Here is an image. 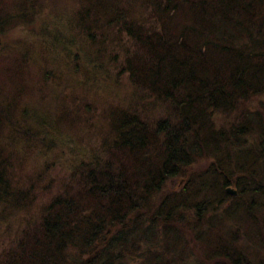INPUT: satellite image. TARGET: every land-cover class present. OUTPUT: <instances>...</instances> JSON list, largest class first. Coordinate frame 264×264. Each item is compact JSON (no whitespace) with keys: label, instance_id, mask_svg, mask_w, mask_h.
<instances>
[{"label":"trees","instance_id":"trees-1","mask_svg":"<svg viewBox=\"0 0 264 264\" xmlns=\"http://www.w3.org/2000/svg\"><path fill=\"white\" fill-rule=\"evenodd\" d=\"M51 1L0 0V264H264V0Z\"/></svg>","mask_w":264,"mask_h":264},{"label":"rangeland","instance_id":"rangeland-1","mask_svg":"<svg viewBox=\"0 0 264 264\" xmlns=\"http://www.w3.org/2000/svg\"><path fill=\"white\" fill-rule=\"evenodd\" d=\"M53 1V0H52ZM51 1V2H52ZM56 1H59V0H56ZM65 1V4H66V6H70V5H72V3L71 2H68L67 0H64ZM36 2V1H35ZM49 3L48 4V8H47V10H46V12H48V11H50V6H53V3ZM37 4H39V2H36ZM45 5H47V4H45ZM46 12H42V16L46 13ZM48 16H43L38 22H37V24L35 25V28L37 29L39 26H41V25H43L44 23H45V20L43 19V18H47ZM57 22H55V23H52V24H47L48 25V28L50 29V30H55V29H57V26H55L54 24H56ZM53 25V26H52ZM55 26V27H54ZM74 27H72V29H74L76 26L75 25H73ZM51 27H53L52 29H51ZM54 30L52 31V34H54L55 32L57 33H59L61 30H59V29H57V30H55V32H54ZM75 31V30H74ZM72 31H70V32H68L67 33V35H66V39H69V35H70V33H71ZM74 34H75V36H76V38L78 39L77 40V42H78V44H77V47L79 46L81 49H82V44H83V42H82V38H80V35H78L77 33H75L74 32ZM0 46H1V41H0ZM75 51H77V49L76 50H74V52ZM46 54L47 53H42L41 54V57L42 58H46V60H48V61H50V62H52V60H51V58L50 57H46ZM118 56L119 57H116V59H115V64H119L120 65V60H121V55L120 54H118ZM69 58V55H67V59ZM67 59H64L66 62H67V66L65 65V66H63L62 67V70H63V73H65V75L66 76H68V75H72L73 77L75 76V74L74 73H72L71 72V70L72 71H75V70H77L76 69V66H78V65H80V64H78L77 65V60H75L76 61V65L74 64V62L75 61H73V60H67ZM71 62L73 63V67L70 65L71 64ZM116 66L115 68L113 67V66H111V65H109V64H106V69L105 70H107V73H106V75H107V78L106 79H108V80H110L111 78H113L114 77V75H116L115 74V72H117L118 70H119V68H120V66ZM61 68V67H60ZM109 68V69H108ZM70 70V71H69ZM98 73V72H97ZM82 77H83V75L82 74H80V75H78V74H76V78H75V80L74 81H72L71 83H70V85H72L73 87H74V89L77 87V82L78 81H81V79H82ZM120 78V77H119ZM123 78V79H122ZM122 78H120L121 80H123V84L124 85H126V78L124 77V76H122ZM68 83V84H69ZM100 85H102V84H99L98 85V87L96 88V90H95V92H94V94H92L91 96H92V98H98V99H103L104 97H106V96H104V91L107 89V86H108V83H105V82H103V85L104 86H100ZM98 90V91H97ZM107 94H108V92H107ZM96 100V99H95ZM261 102H263L264 103V96L262 97V99H261ZM228 190L230 189V188H227ZM227 194H229L228 192H226ZM6 236H8V234H4L3 235V237H2V244L3 245H1L3 248H5V244H6V242H7V240L6 239H4Z\"/></svg>","mask_w":264,"mask_h":264},{"label":"bare ground","instance_id":"bare-ground-1","mask_svg":"<svg viewBox=\"0 0 264 264\" xmlns=\"http://www.w3.org/2000/svg\"><path fill=\"white\" fill-rule=\"evenodd\" d=\"M151 1H152V0H151ZM160 1H161V0H160ZM158 2H159V1H158ZM163 2H164V1H163ZM163 2H162V3H163ZM76 4H77V3H76ZM76 4H75V6H76ZM135 7H136V6H135ZM78 8H79V7H78ZM73 12H74V11H73ZM17 16H18V15H17ZM124 16H125V15H124ZM121 17H122V16H121ZM71 18H72V17H71ZM71 18H70V19H71ZM68 19H69V18H68ZM70 19H69V20H70ZM122 19H123V18H122ZM72 21H73V20H72ZM140 23H141V22H140ZM65 24H66V23H65ZM136 24H137V23H136ZM141 24H142V23H141ZM120 25H121V23H120ZM138 25H139V24H138ZM52 26H53V25H52ZM66 26H68V25H66ZM66 26H65V27H66ZM124 26H126V25H124ZM128 26H129V25H128ZM136 26H137V25H136ZM54 27H55V26H54ZM52 28H53V27H51V29H52ZM130 28H131V27H130ZM141 28H142V27H141ZM48 30H49V28H48ZM53 30H54V29H53ZM53 30H51V33H52ZM55 30H57V29H55ZM55 30H54V32H55ZM66 30H68V28H66ZM44 33H45V32H44ZM51 33H50V34H51ZM63 33H64V32H63ZM65 33L67 34L68 31L65 32ZM65 33H64V34H65ZM50 34H48V32H47V35H50ZM55 34H56V32H55ZM57 34H58V32H57ZM53 35H54V34H53ZM61 35H62V34H61ZM45 36H46V34H45ZM51 36H52V34H51ZM57 36H58V35H57ZM64 36H65V35H64ZM55 37H56V35H55ZM58 37H62V36H58ZM58 37H56L55 39H53V38H54V37H53L52 39H53V40H56V39L58 40V39H59ZM80 38H82V37H80ZM123 38L125 39V37H123ZM124 39H123V40H124ZM40 40H41V39H40ZM59 40H61V39H59ZM59 40H58V41H59ZM62 40H63V39H62ZM62 40H61V41H62ZM77 40H78V39H77ZM61 41H60V43H61ZM53 42H54V41H53ZM56 42H57V41H56ZM57 43H58V42H57ZM42 44H43V43H42ZM50 44H51V42H50ZM50 44H49V45H50ZM116 44H117V43H116ZM49 45H46V46H49ZM61 45H62V44H59V47H61ZM75 45H76V44H75ZM75 45H74V47H75ZM117 45H118V44H117ZM41 46H43V45H41ZM50 46L53 47V44H51ZM57 46H58V44L56 45V47H57ZM63 46H64V45H63ZM65 46H66V45H65ZM44 47H45V46H44ZM44 47H43V48H44ZM54 47H55V46H54ZM54 47H53L52 49H54ZM56 47H55V48H56ZM88 47H89V46H88ZM118 47H119V46H118ZM46 48H47V47H46ZM46 48H45V49H46ZM68 48H69V47H68ZM47 49H48V48H47ZM49 49H51V48H49ZM65 49H66V48H65ZM116 49H117V48H116ZM116 49H115V50H116ZM55 50H56V49H55ZM57 50H58V49H57ZM83 50H84V49H83ZM120 50H122V49H120ZM42 51H43V50H42ZM45 51H46V50H45ZM69 51H70V50H69ZM55 52H56V51H55ZM48 53H49V52H48ZM58 53H59V52H58ZM65 53H66V52H65ZM114 53H115V52H114ZM125 53H126V52H125ZM147 53H148V52H147ZM40 54H42V53L40 52ZM66 54L68 55V53H66ZM71 54H74V52L71 53ZM126 54H128V53H126ZM55 55H58V54H55ZM67 55H66V56H67ZM80 56H81V55H80ZM80 56H79V57H80ZM149 56H151V55H149ZM62 57H63V55H62ZM70 57H71V56H70ZM118 57H119V56H118ZM120 57H121V56H120ZM140 57H141V56H140ZM80 58H81V57H80ZM141 58H142V57H141ZM70 59H74V58H70ZM76 59H77V58H76ZM84 59H85V58H84ZM67 60H68V59H67ZM74 60H75V59H74ZM80 60H81V59H80ZM139 60H140V59H139ZM142 60H143V59H142ZM227 60H228V59H227ZM81 61H82V60H81ZM88 61H89V60H88ZM144 61H145V60H144ZM144 61H143V62H144ZM228 61H229V60H228ZM228 61H227V62H228ZM63 62H64V61H63ZM143 62H142V63H143ZM150 62H152V61H150ZM66 63H67V62H66ZM75 63H76V61H75ZM75 63H74V64H75ZM93 63H95V62H93ZM93 63H92V64H93ZM112 63H114V62H112ZM119 63H120V62H119ZM139 63H140V61H139ZM71 64H73V63H71ZM78 64H80V63H78ZM83 64H84V63H83ZM87 64L89 65L90 63L87 62ZM99 64H101V63H99ZM99 64H98V65H99ZM145 64H146V63H145ZM141 65L143 66V64H141ZM141 65H140V67H141ZM147 65H148V64H147ZM229 65H230V64H229ZM56 66H57V65H56ZM56 66H55V67H56ZM115 66H117V65H115ZM115 66H114V68H115ZM57 67H58V66H57ZM62 67H63V66H62ZM62 67H61V68H62ZM72 67H73V66H72ZM78 67H79V66H78ZM95 67H96V65H95ZM97 67H98V66H97ZM100 67H102V66H100ZM100 67H99V68H100ZM121 67H122V66H121ZM230 67H231V65H230ZM79 68H80V67H79ZM85 68H87V67H85ZM93 68H94V67H93ZM95 69H97V68H95ZM108 69H109V68H108ZM144 69H145V68H144ZM79 70H80V69H79ZM79 70H78V71H79ZM99 70H100V69H99ZM136 70H137V69H136ZM139 70H140V68H139ZM76 71H77V70H76ZM95 71H97V70H95ZM105 71H107V70H105ZM141 71H143V70H141ZM147 71H148V70H147ZM71 72H72V71H71ZM86 72H88V69H86ZM103 72H104V71H103ZM158 72H159V71H158ZM73 73H74V71H73ZM78 73H79V72H78ZM88 73H89V72H88ZM144 73H145V72H144ZM147 73H148V72H147ZM75 74H76V73H75ZM83 74H84V73H83ZM103 74H104V73H103ZM132 74H134V73H132ZM49 75H50V74H49ZM93 76H95V75H93ZM101 76H102V75H101ZM101 76H100V77H101ZM145 76H146V75H145ZM147 76H149V75H147ZM150 76H151V75H150ZM150 76H149V77H150ZM160 76H161V75H160ZM45 77H47V76H45ZM50 78H52V76H51ZM89 78H91V77L89 76ZM103 78H104V77H103ZM128 78H130V77H128ZM135 78H136V77H135ZM47 79H48V77H47ZM55 79H56V78H55ZM55 79H54V80H55ZM99 79H101V78H99ZM52 80H53V79H52ZM129 80H130V79H129ZM145 80H146V79H145ZM145 80H144V81H145ZM130 82H131V81H130ZM133 83L136 84L135 81H134ZM132 85H134V84H132ZM143 85H144V84H143ZM154 85H155V84H154ZM142 87H144V86H142ZM147 87H148V86H147ZM65 89H68V88H65ZM77 89H79V88H77ZM81 89H82V88H81ZM60 91H61V90H60ZM97 91H98V90H97ZM108 91H109V90H108ZM133 91H134V90H133ZM133 91H132V92H133ZM64 92H65V91H64ZM138 93H139V92H138ZM143 93H144V92H143ZM148 93H149V92H148ZM61 94H62V93H61ZM140 94H141V93H140ZM150 94H151V93H150ZM74 95H75V93H74ZM83 95H84V94H83ZM72 96H73V95H72ZM68 97H69V96H68ZM68 97H66V100L68 99ZM74 97H76V96H74ZM78 97H79V96H78ZM81 97H82V96H80V98H81ZM151 97H152V95H151ZM63 98H65V97H63ZM63 98H62V100H63ZM72 98H73V97H72ZM76 98H77V97H76ZM87 98H88V97H87ZM146 98H147V97H146ZM69 99H70V98H69ZM78 99H79V98H78ZM83 99H84V98H83ZM88 99H89V98H88ZM150 99H151V98H150ZM76 100H77V99H76ZM76 100H74V103H75ZM138 100H139V99H138ZM79 101H80V100H79ZM81 101H82V100H81ZM127 101H128V100H127ZM64 102H65V101H64ZM130 102H132V101H130ZM85 103H89V102H86V101H85ZM99 103H100V102H99ZM132 103H133V102H132ZM144 103H145V102H144ZM57 104H58V103H57ZM70 104H71V101H70ZM102 104H104V103H102ZM60 105H62V104H60ZM136 105H137V104H136ZM145 105H146V104H145ZM63 106H66V105H63ZM72 106H73V104H72ZM72 106H71V107H72ZM78 106H79V105H78ZM78 106H77V107H78ZM56 107H57V106H56ZM59 107H62V106H59ZM59 107H58V108H59ZM77 107H76V108H77ZM137 107H138V105H137ZM148 107H149V106H148ZM58 108H57V109H58ZM40 109H41V108H40ZM44 109H45V108H44ZM50 109H51V108H50ZM53 109H54V112H55V109H56V108H53ZM66 109H67V108H66ZM80 109H81V106H80L79 110H80ZM150 109H151V108H150ZM11 110H12V109H11ZM45 110H47V108H46ZM48 110H49V109H48ZM51 110H52V109H51ZM63 110H65V108L62 109L61 111H63ZM74 110H76V109H74ZM74 110H73V111H74ZM86 110H87V109H86ZM101 110H102V109H101ZM58 111H60V110H58ZM73 111H71L70 113L73 114V113H72ZM42 112H43V110H42ZM48 112H50V111H48ZM63 112H64V111H63ZM63 112H62V113H63ZM66 112H68V111L66 110ZM66 112H65V113H66ZM79 112H81V111H79ZM152 112H153V111H152ZM27 113H29V112H27ZM45 113H46V112H45ZM65 113H63V114H65ZM70 113H69V114H70ZM75 113H76V112H75ZM3 114H4V113H3ZM6 114L9 115L10 112H9V114H8V113H6ZM36 114H37V112H36ZM47 114H49V113H47ZM50 114H51V112H50ZM53 114H54V113H53ZM59 114H60V113H59ZM212 114H213V113H212ZM27 115H28V114H27ZM40 115H41V114H40ZM43 115H44V114H43ZM66 115H67V113L65 114V117H66ZM146 115H147V114H146ZM148 115H149V114H148ZM148 115H147V116H148ZM29 116H30V115H29ZM71 116H73V115H71ZM77 116H79V115H77ZM77 116H76V117H77ZM215 116H216V115H215ZM42 117H44V116H42ZM57 117H58V116H57ZM65 117L63 116V118H65ZM67 117H69V115H67ZM67 117H66V118H67ZM144 117H145V116H144ZM6 118H8V117H6ZM37 118H38V117H37ZM47 118H49V116H48ZM54 118H55V116H54ZM60 118H61V117H60ZM148 118H149V116H148ZM8 119H9V118H8ZM33 119H34V118H33ZM56 119H57V118H56ZM74 119H75V118H74ZM155 119H156V118H155ZM58 120H59V118H58ZM62 120H63V119H62ZM37 121H41V120H38V119H37ZM43 121H44V120H43ZM64 121H66V119H65ZM71 121H72V120H71ZM71 121H70V122H71ZM147 121H148V120H147ZM44 122H45V121H44ZM55 122H56V121H55ZM66 122H68V120H67ZM70 122H69V123H70ZM75 122H76V121H75ZM75 122H74V123H75ZM148 122H149V121H148ZM52 123H53V121H52ZM56 123H57V122H56ZM69 123H67V124H69ZM74 123H73V124H74ZM77 123H78V121H77ZM31 124H32V123H31ZM61 124L63 125V123H61ZM61 124H58V125H60V127H62ZM67 124H65V127L69 128V127L67 126ZM46 125H47V123H46ZM49 125H50V124H49ZM29 126H30V125H29ZM31 126H32V125H31ZM33 126H34V125H33ZM43 126H44V125H43ZM47 126H48V125H47ZM72 126H73V125H72ZM72 126H71V127H72ZM34 127H38V126H34ZM39 127H40V126H39ZM244 127H245V126H244ZM47 128H48V127H47ZM54 129H55V128H54ZM58 129H59V128H58ZM38 130H39V129H38ZM241 131H243V130H241ZM245 132H246V131H245ZM245 132H244V133H245ZM18 133H19V132H18ZM19 134H20V133H19ZM241 134H242V133H241ZM6 138H8V137H6ZM52 150H54V149H52ZM57 150H58V149H57ZM63 151H64V150H63ZM65 151H66V150H65ZM67 152H68V151H67ZM58 153H60V152H58ZM64 153H65V152H64ZM58 155H59V154H58ZM63 155L66 156L67 154H63ZM59 156H60V155H59ZM54 157H55V155H54ZM1 167H2V166H1ZM1 167H0V169H1ZM2 168H4V167H2ZM1 170H2V169H1ZM2 171H4V169H3ZM5 191H6V190H5ZM6 192H7V191H6ZM9 192H10V191H9ZM8 194H9V193H8ZM10 194H11V193H10ZM12 195H13V196H16L15 194H12ZM11 197H12V196H11ZM7 198H8V196H7ZM12 200H13V199H12ZM14 201H15V200H14ZM0 205H1V204H0ZM30 208H31V207H30ZM0 209H1V208H0ZM23 209H24V208H23ZM1 210H2V209H1ZM16 210H17V209H16ZM20 210H21V209H20ZM9 211H10V210H9ZM21 211H22V210H21ZM23 211H24V210H23ZM6 212H7V211H6ZM12 212H13V211H12ZM16 212H17V211H16ZM22 213H23V212H22ZM6 214H7V213H6ZM5 216H7V215H5ZM24 216H25V215H24ZM5 218H6V217H5ZM14 218H15V217H14ZM9 219H10V218H9ZM16 219H17V218H16ZM27 219H28V218H27ZM19 220L21 221V220H25V219H22V218L20 219V218H19ZM31 220H32V219H31ZM31 220H30V221H31ZM15 222H16V220H15ZM22 222H23V221H22ZM22 222H21V223H22ZM19 223H20V222H19ZM4 224H5V223H4ZM10 224H11V223H10ZM0 225H2V224H0ZM6 225H7V224H6ZM34 225H35V224H34ZM10 227H13V226L10 225ZM13 228H14V227H13Z\"/></svg>","mask_w":264,"mask_h":264},{"label":"water","instance_id":"water-1","mask_svg":"<svg viewBox=\"0 0 264 264\" xmlns=\"http://www.w3.org/2000/svg\"><path fill=\"white\" fill-rule=\"evenodd\" d=\"M228 193H230V194H235V192H233V191H228Z\"/></svg>","mask_w":264,"mask_h":264}]
</instances>
